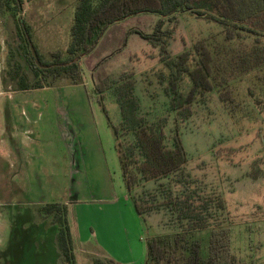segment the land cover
Masks as SVG:
<instances>
[{
	"label": "rangeland",
	"instance_id": "1",
	"mask_svg": "<svg viewBox=\"0 0 264 264\" xmlns=\"http://www.w3.org/2000/svg\"><path fill=\"white\" fill-rule=\"evenodd\" d=\"M23 1L17 16L30 26L39 50L46 57L64 50L77 0ZM160 19L171 55L200 38L218 56L255 43L244 30L225 39L219 24L190 11H179L171 20L143 12L106 28L80 59L79 83L13 90L2 75L16 29L9 11L0 13V229L9 231L8 241H20L16 247L25 264H61L56 225L40 218L32 203H67L76 264H95V257L105 264H144L146 238L174 231L165 210L145 220L136 213L115 149L116 102L107 91L100 102L94 89L99 77L116 79L130 72L142 112L150 119L165 114L159 48L141 34L155 30ZM232 82L234 101L224 104L213 92L183 122L186 167L198 184L224 198L236 257L245 264L264 263V64ZM153 186L148 182L145 187ZM174 255L154 264H182L178 250ZM4 258L0 264H14Z\"/></svg>",
	"mask_w": 264,
	"mask_h": 264
},
{
	"label": "trees",
	"instance_id": "2",
	"mask_svg": "<svg viewBox=\"0 0 264 264\" xmlns=\"http://www.w3.org/2000/svg\"><path fill=\"white\" fill-rule=\"evenodd\" d=\"M23 2L0 0V13L9 11L16 29L17 39L14 45L8 42L6 75H2L13 90L79 83L81 57L93 50L110 24L138 13L154 12L171 20L179 11H190L219 24L225 39H232L239 30L253 36L255 43L248 49L219 57L204 38L169 54L163 37L166 32L159 27L163 19L151 33L141 32L152 46H158L163 67L157 76L164 82L167 107L155 119L142 112L132 73L122 72L116 79L99 77L94 85L100 102L107 91L117 105L119 120L111 124L115 149L136 213L145 220L146 215L165 210L174 227L168 235L146 238L144 264L171 260L177 250L182 264H245L231 250L224 198L198 184L187 170L189 157L181 126L194 113V106L206 103L213 92L224 104L234 101L232 81L264 64V0H77L68 44L64 50L51 51L50 57L39 50L30 26L17 16ZM148 182L154 183L150 190L145 187ZM31 205L40 218L56 225L55 246L61 264H76L67 203ZM93 261L105 264L97 257ZM249 264L264 263L251 260Z\"/></svg>",
	"mask_w": 264,
	"mask_h": 264
},
{
	"label": "crops",
	"instance_id": "3",
	"mask_svg": "<svg viewBox=\"0 0 264 264\" xmlns=\"http://www.w3.org/2000/svg\"><path fill=\"white\" fill-rule=\"evenodd\" d=\"M17 188V187H16ZM20 188L22 189V187L20 186ZM28 201V200H27ZM67 213H68V207H67ZM70 229H71V226H70ZM71 234H72V230H71ZM10 237V233L8 230H4L2 231L0 229V243H4L5 247H4V251L1 252L0 250V263H1V259H4L7 260V263L8 261H14V264H25V262L23 261V256L20 252H22L20 249H18L16 247V245L19 244V240H12V241H8L7 238ZM3 247V246H2ZM41 264H50L47 262V260L45 261H42Z\"/></svg>",
	"mask_w": 264,
	"mask_h": 264
},
{
	"label": "flooded vegetation",
	"instance_id": "4",
	"mask_svg": "<svg viewBox=\"0 0 264 264\" xmlns=\"http://www.w3.org/2000/svg\"><path fill=\"white\" fill-rule=\"evenodd\" d=\"M77 2V1H76ZM76 4V3H75ZM69 30H70V28H69ZM69 35H70V31H69ZM70 39V38H69Z\"/></svg>",
	"mask_w": 264,
	"mask_h": 264
}]
</instances>
